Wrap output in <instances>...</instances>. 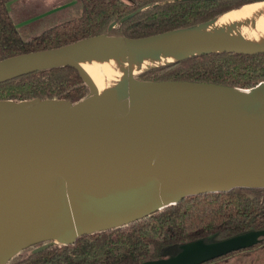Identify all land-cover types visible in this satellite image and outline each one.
Wrapping results in <instances>:
<instances>
[{"label": "water", "instance_id": "95a60500", "mask_svg": "<svg viewBox=\"0 0 264 264\" xmlns=\"http://www.w3.org/2000/svg\"><path fill=\"white\" fill-rule=\"evenodd\" d=\"M186 29L136 38L122 36L126 40L123 48H145ZM92 37L4 58L0 60V71L14 60V72L0 74V79L38 67L76 66L61 55ZM50 60L56 63L49 65ZM132 76L114 92V97L104 101L97 100L90 84V94L75 103L64 99L0 100V190L47 183L55 192L36 201H51L53 197L55 202H51L58 203L65 221L60 233L52 231L51 224L35 231L24 225L18 236L25 241L8 249L0 264L27 245L53 241L58 234L62 243H72L84 231L122 225L186 195L240 186L264 187L263 83L254 86V96L244 98L238 94L228 103L214 105L154 95L175 94L183 88L193 89L192 86L219 87L189 82H156L168 88L174 86L175 90L129 98L127 85ZM74 194L111 195L134 199L138 209L153 207L131 217L82 221L76 227L68 200ZM146 203L149 205L144 206ZM128 207H124L125 211ZM59 222L58 218L53 225ZM259 234L250 232L222 242L199 244L173 258L141 264H200L254 244Z\"/></svg>", "mask_w": 264, "mask_h": 264}, {"label": "trees", "instance_id": "16d2710c", "mask_svg": "<svg viewBox=\"0 0 264 264\" xmlns=\"http://www.w3.org/2000/svg\"><path fill=\"white\" fill-rule=\"evenodd\" d=\"M9 1L0 0V60L103 34L136 38L186 29L263 0H80L74 16L31 39L19 34ZM137 76L151 82L250 89L264 84V51H203L153 65ZM90 92L89 83L72 64L38 67L0 79V100L75 103ZM196 195L222 200L203 208L183 204ZM250 232L260 233L254 244L200 264H224L231 256L236 258L230 264H264L263 186L186 195L122 225L84 231L72 243L45 240L27 245L3 264H141L173 258L191 241L208 245Z\"/></svg>", "mask_w": 264, "mask_h": 264}, {"label": "bare ground", "instance_id": "6f19581e", "mask_svg": "<svg viewBox=\"0 0 264 264\" xmlns=\"http://www.w3.org/2000/svg\"><path fill=\"white\" fill-rule=\"evenodd\" d=\"M125 44L126 40L122 36H95L65 50L61 57L79 67L85 81L95 92L97 100L104 101L126 83L128 76L136 75L154 64L169 62L203 50L221 48L241 51L264 50V0L224 12L200 26L175 31L169 38L158 39L145 48L124 49ZM12 63L9 61L6 68L0 71L1 76L11 75L14 72ZM54 63L55 60L48 62L49 65ZM240 93L239 96L250 97L257 93V89H243ZM154 95L162 99L172 98L185 102L214 105L228 103L215 100L189 87L175 94ZM50 192L55 190L47 183L20 189L0 190V263L6 258L8 249L25 241L23 237L18 236L24 225L35 231L51 224L54 227L52 231L56 233H60L61 229L65 228L58 203L54 204L48 199L36 201ZM68 200L73 220L78 219V222L74 221L76 227L82 221L131 217L153 207L138 209L135 208L134 199H120L111 195L74 194V197H68ZM147 205L149 204H144ZM125 206H129L126 211ZM58 218L60 220L58 225H53ZM59 238L60 234L57 239Z\"/></svg>", "mask_w": 264, "mask_h": 264}, {"label": "rangeland", "instance_id": "374dc122", "mask_svg": "<svg viewBox=\"0 0 264 264\" xmlns=\"http://www.w3.org/2000/svg\"><path fill=\"white\" fill-rule=\"evenodd\" d=\"M80 7V0H10L8 3V8H10L11 18L14 23L22 24L23 20L29 18V22H25L22 25H18L17 28L19 34L26 39H31L36 37L37 34L41 33L49 27H53L56 23L60 21H65L74 16ZM44 14L42 17L35 18L33 15L36 12ZM27 15V16H26ZM152 67V66H151ZM145 70V69H144ZM143 71V70H142ZM141 72V71H140ZM133 75L128 79V97H135L139 94H149L156 91H168L171 92L175 90V87L156 84V82H151L143 80L142 77ZM198 92L211 96L213 99L218 101H231L237 98V95L241 92V88L237 89H226L224 87H209V86H192ZM168 88V89H165ZM172 88V89H171ZM240 93V94H241ZM114 92L110 97H114ZM51 201L55 202L53 197H50ZM216 200H222L221 197L207 195V197L196 195L195 198H190V200H185L183 204H188L193 202L192 207L203 208L213 204ZM78 222V219H74ZM53 243H62L60 239H53ZM199 245L196 241L188 242L184 245L185 251H189ZM236 257L231 256L224 264H230L231 261Z\"/></svg>", "mask_w": 264, "mask_h": 264}, {"label": "crops", "instance_id": "0c3cea01", "mask_svg": "<svg viewBox=\"0 0 264 264\" xmlns=\"http://www.w3.org/2000/svg\"><path fill=\"white\" fill-rule=\"evenodd\" d=\"M9 11H10V8H9ZM44 14H40V12H39V10H38V12H36V14L35 15H33L35 18H38V17H42ZM27 16V15H26ZM29 22L30 20H29V18L27 17V19L26 20H23L22 22V24H24L25 22ZM22 24H17V23H15V25H16V27L18 28L19 26L18 25H22ZM12 62H15L14 60L12 61Z\"/></svg>", "mask_w": 264, "mask_h": 264}]
</instances>
